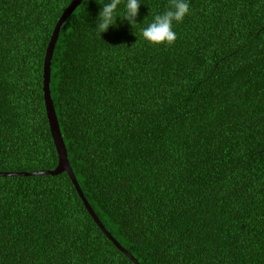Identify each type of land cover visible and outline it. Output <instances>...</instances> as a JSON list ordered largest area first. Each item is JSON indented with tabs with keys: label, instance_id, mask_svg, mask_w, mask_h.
<instances>
[{
	"label": "trees",
	"instance_id": "trees-1",
	"mask_svg": "<svg viewBox=\"0 0 264 264\" xmlns=\"http://www.w3.org/2000/svg\"><path fill=\"white\" fill-rule=\"evenodd\" d=\"M70 2L0 0V264H134L65 170L30 173L58 161L42 66ZM109 2L76 6L50 63L86 200L140 264H264V0H188L172 45L141 34L169 0L100 36Z\"/></svg>",
	"mask_w": 264,
	"mask_h": 264
},
{
	"label": "water",
	"instance_id": "water-1",
	"mask_svg": "<svg viewBox=\"0 0 264 264\" xmlns=\"http://www.w3.org/2000/svg\"><path fill=\"white\" fill-rule=\"evenodd\" d=\"M82 0H71V2L66 6L64 11L62 12L61 16L59 17L58 21L56 22L52 34L50 36V39L47 43L45 55L43 59V66H42V91H43V102L45 107V113L49 125V130L51 133V137L53 140V143L55 145V149L58 156L57 165L50 170H44V171H33L30 172L31 174H51L56 175L65 170L71 179V182L73 183L78 195L80 196L83 204L85 205L86 209L88 210L89 214L92 216L93 220L96 222V224L99 226V228L102 230V232L106 235V237L114 244L115 247H117L121 252H123L125 255L128 256V258L134 263V264H140L137 259H135L126 249H124L116 239L106 230L104 225L101 223V221L98 219L94 211L92 210L91 206L89 205L88 201L86 200L77 180L76 177L72 171V168L68 162L67 154L65 145L62 139V135L60 132L57 116L54 110V106L52 104L51 100V92L49 87L50 82V63L51 58L54 50V46L59 34V29L61 24L67 19V17L71 14V12L76 8V6L81 2ZM7 173H0V175H6ZM9 174V173H8Z\"/></svg>",
	"mask_w": 264,
	"mask_h": 264
},
{
	"label": "clouds",
	"instance_id": "clouds-1",
	"mask_svg": "<svg viewBox=\"0 0 264 264\" xmlns=\"http://www.w3.org/2000/svg\"><path fill=\"white\" fill-rule=\"evenodd\" d=\"M122 0H110L102 4L99 10L95 30L98 35L106 32L110 26L116 25L117 16L127 20L134 28L137 25L141 0H126V12L116 15L118 5ZM190 13L188 0H169V8L162 14H156L151 23L141 29L142 37L151 44L172 45L177 40V33L173 30V22H183L186 15Z\"/></svg>",
	"mask_w": 264,
	"mask_h": 264
}]
</instances>
